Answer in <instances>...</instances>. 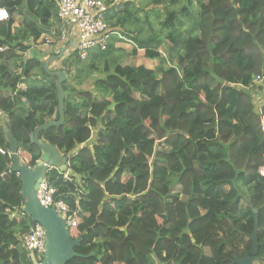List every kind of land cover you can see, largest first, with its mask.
I'll use <instances>...</instances> for the list:
<instances>
[{
  "label": "trees",
  "instance_id": "16d2710c",
  "mask_svg": "<svg viewBox=\"0 0 264 264\" xmlns=\"http://www.w3.org/2000/svg\"><path fill=\"white\" fill-rule=\"evenodd\" d=\"M0 8L13 16L0 22V46L12 47L0 53V109L21 159L35 166L42 153L31 135L55 117L56 78L36 58L14 72L1 62L48 31L56 0H0ZM17 15L24 19L15 31ZM107 22L135 43L133 54L144 50L159 64H122L119 36L107 51L86 60L74 54L64 64L78 87L103 74L94 80L102 100L70 87L65 123L42 135L71 158L70 181L66 172L50 174L79 211L70 232L81 238V257L68 264H233L252 249L253 209L261 244L255 264H264V130L251 90L264 72V0H126ZM35 70L43 80L16 93ZM0 148L10 150L1 127ZM12 163L0 153V264H33L19 239L31 218L6 214L23 206Z\"/></svg>",
  "mask_w": 264,
  "mask_h": 264
},
{
  "label": "built area",
  "instance_id": "2783aa9c",
  "mask_svg": "<svg viewBox=\"0 0 264 264\" xmlns=\"http://www.w3.org/2000/svg\"><path fill=\"white\" fill-rule=\"evenodd\" d=\"M56 8L57 17L65 26V30L63 31L64 38L68 34V37L72 35L76 39L74 46L72 44L73 47L69 50L71 53L70 55L77 54L81 60H86L91 52L107 51L109 49L112 38L114 35H117V32H115L107 22V15L110 11V5L107 4V0H56ZM12 17L13 16L7 9L0 8V22L10 21ZM120 38L122 39V37ZM46 44L51 45L52 40L46 39ZM34 48L35 42L28 50L32 51ZM11 49L12 47L9 44L2 45L0 46V53L9 52ZM23 56L24 59L27 60L30 56V52L27 50L24 51ZM251 90L256 105V111L261 117L264 130V72L254 79ZM16 93H18V89ZM7 122V113L0 109V127L5 128V130L8 129ZM92 139V143L97 141L96 134ZM81 147H83V145H81ZM0 153L12 157L9 149L0 148ZM67 156L70 157V155ZM21 160L23 163L27 164L23 159ZM39 161H41V158L37 163ZM30 167L32 168L34 166ZM52 170L54 169L49 170L47 177L40 183L38 198L42 205L55 208L57 213L65 220L69 229L77 227L79 211L73 209L65 199L58 194V188L55 187L50 180ZM260 174L264 177V166L261 168ZM64 179L66 181L71 180L69 166L64 175ZM6 214L11 221L21 220L28 216L24 212V205L21 207H8L6 209ZM31 223L28 232L20 234L19 239L28 254L31 257L34 255L36 260L41 263L46 252L45 229L41 224Z\"/></svg>",
  "mask_w": 264,
  "mask_h": 264
},
{
  "label": "water",
  "instance_id": "95a60500",
  "mask_svg": "<svg viewBox=\"0 0 264 264\" xmlns=\"http://www.w3.org/2000/svg\"><path fill=\"white\" fill-rule=\"evenodd\" d=\"M61 57L62 54L58 57L52 56L44 63V70L49 75L56 78L58 110L52 121L38 126L31 135V142L35 144L42 153L41 161L32 168L28 164L23 163L17 139L9 129L5 130L13 158V163L8 170L18 174L22 181L24 212L31 218L33 223L41 224L45 229L46 252L44 258L42 262L39 263L35 256L32 255L33 264H68L73 258L81 257L75 251L81 238L73 239L65 220L57 213L55 208L42 205L38 198L40 183L47 177L49 170L57 169L61 173H64L68 170L71 160L70 157L61 153L59 148L42 138L45 131L52 127H61L66 121L65 99L71 92L65 90L63 83L69 79V74L66 71H49L50 62ZM115 106L116 103L113 102L108 109L113 110ZM253 211L255 214V223L253 234L250 236L252 249L246 251L243 256L236 254L233 264H255L258 260V251L261 246L258 239L259 212L257 209H253Z\"/></svg>",
  "mask_w": 264,
  "mask_h": 264
},
{
  "label": "crops",
  "instance_id": "0c3cea01",
  "mask_svg": "<svg viewBox=\"0 0 264 264\" xmlns=\"http://www.w3.org/2000/svg\"><path fill=\"white\" fill-rule=\"evenodd\" d=\"M124 2H126V0H110V3L109 2H108L109 4L107 3L108 5H110V11L109 12H111L112 9H115L116 11H120ZM15 19H16V17H15ZM50 23H51V26L49 27L48 31L45 32L38 40H35L33 37H31L29 40L23 42L24 46L27 47V51L30 52V56L28 57L27 60L24 59V56H23L24 51H21V49L17 48V51H16L17 57L14 56V58L12 60H9L7 58L4 61H2L1 63L4 64L5 66H7L12 72H14V71L18 70L19 64L22 62H27V61H30V60L36 58L43 64V67H44L45 61H47L50 57H52V56L58 57L60 54H62L61 58H57L53 62H50L49 71H51V72L65 71L64 64H65V62H68V60L72 56V55L67 56V52H69L70 48H72L74 46L76 39L72 35L70 37H68L67 36L68 34L64 38V32L63 31L65 30V26L60 22V20L58 19L57 16H56V18L51 20ZM22 26H18V28L14 29V30L16 31V30L20 29ZM117 36H119V38L121 37L117 33V35H114L112 39L114 40ZM46 39L52 40V44L51 45L46 44ZM120 40H118L115 43V45L117 44L116 45L117 47L124 48L123 50H125V51L128 50V52H131L130 50L133 49V46H134V49H136L135 43L131 40L126 39V37L123 36L122 39L120 38ZM122 41H126L127 43H124ZM34 42H35V48L32 49V51L28 50V49H30V47L32 46V44ZM128 42H129V44H128ZM72 44H73V46H72ZM132 44H133V46H132ZM137 53H141V49H138ZM144 54H145V51H144ZM139 55H141V54H139ZM135 57H133V59ZM138 61L139 60L137 59V62ZM124 65L140 66L137 64L133 65L130 63H126ZM152 69H155V68L152 67ZM70 72H71V74H69V79L63 83V86H64L65 90L71 92V88L75 87L76 84L72 79L73 78V71H70ZM41 80H43V75L40 72H38L37 70L33 71V73H31V75H29L28 77L23 76V81H22V83L19 84V86L17 88L18 92L28 90L29 87H31L32 85H34L36 83H39V81H41ZM86 83L83 86H79V87L76 85V87H78L79 89L83 87L84 89H87V90L92 92L94 99L96 98L97 100H100V99L102 100V98L99 96L98 92L95 91V86L94 85L89 86ZM69 96H67V97H69ZM67 97H66V99H67ZM22 101L26 107L25 106L24 107L19 106V108L22 112H26L28 110V103L24 98L22 99ZM240 249H242V248H240ZM241 251H243V249ZM243 254H242V256H243Z\"/></svg>",
  "mask_w": 264,
  "mask_h": 264
},
{
  "label": "rangeland",
  "instance_id": "374dc122",
  "mask_svg": "<svg viewBox=\"0 0 264 264\" xmlns=\"http://www.w3.org/2000/svg\"><path fill=\"white\" fill-rule=\"evenodd\" d=\"M23 19H24V16L23 17H21V16H19V15H17L16 16V20H15V23H14V29H17L18 28V26H22V23H23ZM122 42H124V43H127L126 41H122ZM128 44H129V42H128ZM117 45V44H116ZM132 46H133V44H132ZM116 48L117 49H120V50H123L124 48H119V47H117L116 46ZM127 48V47H126ZM133 49H134V46H133ZM131 49L130 51L131 52H128V50H123V52L121 53V54H119V53H117L116 55H117V57H119L120 58V62L122 63V64H126V63H130V64H133V65H135V64H137V65H145V66H148V67H150L151 69H152V67L153 68H157L156 66H158V64H159V61H157V60H149V59H147L144 55V51L143 50H141V53H137V54H133V51L134 50H136V49ZM162 52H163V54H165V50H164V48L162 49ZM71 53H70V51L69 52H67V56L68 55H70ZM139 54H141V55H139ZM136 56V57H135ZM133 57H135L134 59H133ZM137 59L139 60L138 62H137ZM155 61V62H154ZM85 63H88V62H85ZM100 68L102 69L103 68V65H101L100 66ZM75 72V71H74ZM73 72V74H75ZM91 76L92 77H90L88 80H87V85H94V80H95V78H97V77H102L103 76V74L102 73H99V72H93L92 74H91ZM86 82V81H85ZM76 86V85H75ZM95 91H96V89H95ZM240 250H242V249H240ZM206 252L207 253H209V250L208 249H206Z\"/></svg>",
  "mask_w": 264,
  "mask_h": 264
}]
</instances>
